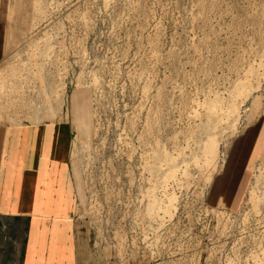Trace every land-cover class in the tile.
Masks as SVG:
<instances>
[{"label": "rangeland", "instance_id": "374dc122", "mask_svg": "<svg viewBox=\"0 0 264 264\" xmlns=\"http://www.w3.org/2000/svg\"><path fill=\"white\" fill-rule=\"evenodd\" d=\"M6 18L0 112L62 114L79 264H264V0H6Z\"/></svg>", "mask_w": 264, "mask_h": 264}, {"label": "crops", "instance_id": "0c3cea01", "mask_svg": "<svg viewBox=\"0 0 264 264\" xmlns=\"http://www.w3.org/2000/svg\"><path fill=\"white\" fill-rule=\"evenodd\" d=\"M8 40L0 0V64ZM16 105L0 112V264H79L68 126L62 114Z\"/></svg>", "mask_w": 264, "mask_h": 264}]
</instances>
